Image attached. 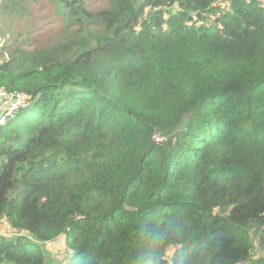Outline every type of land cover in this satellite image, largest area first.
I'll use <instances>...</instances> for the list:
<instances>
[{"label": "trees", "instance_id": "16d2710c", "mask_svg": "<svg viewBox=\"0 0 264 264\" xmlns=\"http://www.w3.org/2000/svg\"><path fill=\"white\" fill-rule=\"evenodd\" d=\"M2 1L68 23L0 51L27 102L0 126V264L61 236L75 264H264L261 0Z\"/></svg>", "mask_w": 264, "mask_h": 264}, {"label": "rangeland", "instance_id": "374dc122", "mask_svg": "<svg viewBox=\"0 0 264 264\" xmlns=\"http://www.w3.org/2000/svg\"><path fill=\"white\" fill-rule=\"evenodd\" d=\"M223 3L225 4L222 7L226 8V3L229 2L225 1ZM261 3L264 5V0H261ZM24 6L17 11L10 2H0V51L5 45L6 48H14L20 45L21 48L30 50L31 47H40L45 43L57 44L66 40L64 28L68 23V18L61 2L55 1L53 4L42 2L36 6L31 4L27 6V3H25ZM218 9L221 8L218 6ZM176 11L177 8L175 7L170 12L175 13ZM218 14L216 13L217 16ZM216 17L215 14H210L207 17V24L212 25ZM215 30H220V27H216ZM6 60H8V56H6ZM8 101L9 99L0 98V113L6 108V102ZM0 232L3 235L10 236V228L4 220L1 221ZM256 246L257 252L254 261L264 258V229L258 234ZM44 251L47 264H75V251L67 245L65 236L47 243L44 246ZM174 251V247L170 248L167 255H172Z\"/></svg>", "mask_w": 264, "mask_h": 264}, {"label": "built area", "instance_id": "2783aa9c", "mask_svg": "<svg viewBox=\"0 0 264 264\" xmlns=\"http://www.w3.org/2000/svg\"><path fill=\"white\" fill-rule=\"evenodd\" d=\"M0 98L9 99V101L6 102V108H4V110L0 113V126L4 125L7 120L13 119L20 109L25 108L27 106L26 99L23 95L10 93L4 87L0 88ZM157 140L163 141L158 138Z\"/></svg>", "mask_w": 264, "mask_h": 264}]
</instances>
